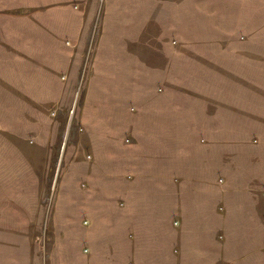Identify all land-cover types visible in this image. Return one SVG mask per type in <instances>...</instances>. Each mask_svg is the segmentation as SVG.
Wrapping results in <instances>:
<instances>
[{"label": "crops", "instance_id": "0c3cea01", "mask_svg": "<svg viewBox=\"0 0 264 264\" xmlns=\"http://www.w3.org/2000/svg\"><path fill=\"white\" fill-rule=\"evenodd\" d=\"M103 10L95 61L123 76L111 75L103 88L139 91L142 113L123 129L144 130L150 143L148 161L136 147L135 158L122 161L128 178L109 179L127 203L118 226L97 228L109 232L102 237L106 259L264 264V142L223 145L224 138L264 139V0H115ZM23 20L27 28L16 31L13 16L0 13L3 59L9 51L32 56V44L40 45L39 56L52 44L42 27L31 30L32 21ZM201 136L214 143L200 150L193 143Z\"/></svg>", "mask_w": 264, "mask_h": 264}, {"label": "rangeland", "instance_id": "374dc122", "mask_svg": "<svg viewBox=\"0 0 264 264\" xmlns=\"http://www.w3.org/2000/svg\"><path fill=\"white\" fill-rule=\"evenodd\" d=\"M110 1L8 0L0 8L13 16L16 31L27 28L23 19L32 21L30 29L42 27L52 43L39 56L40 45L32 44L30 57L11 51L0 57V264H119L106 259V245L101 248L107 228L97 230L105 221L118 226L127 203L119 183L109 179L128 178L122 161L134 159L138 149L147 160L150 143L144 130L138 136L124 131L134 123L126 119L142 113L135 105L139 91L104 89L112 74L95 61ZM59 5L63 35L57 44ZM65 9L78 17L65 16ZM143 104L149 111V99ZM214 140L201 136L193 145L201 150ZM263 142L223 139L240 150Z\"/></svg>", "mask_w": 264, "mask_h": 264}]
</instances>
